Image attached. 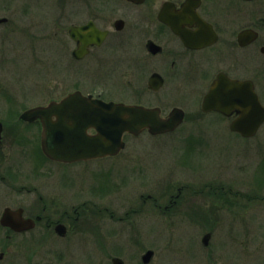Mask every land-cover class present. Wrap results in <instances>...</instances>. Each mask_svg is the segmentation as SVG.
<instances>
[{"label":"flooded vegetation","instance_id":"obj_1","mask_svg":"<svg viewBox=\"0 0 264 264\" xmlns=\"http://www.w3.org/2000/svg\"><path fill=\"white\" fill-rule=\"evenodd\" d=\"M92 1H95L98 7L93 8L92 4L88 3V7H85L88 16L69 28L83 27L91 22L100 30L107 31V36L100 44L90 43L85 49L80 50V41L72 36L69 30L73 42V47L69 51L70 62L73 65L86 66L87 63L91 67H97L109 63L108 58H111L118 67L123 47L120 35L127 26L126 19L131 17L136 25V85L140 84L141 80H145L149 90L153 92L160 91L171 82L182 87L194 86V100H182L177 105H173L169 111L160 105L141 102L137 88L135 103H127L123 99L117 100L111 95L96 92L94 88L86 91L75 87L69 92L80 91L86 98L104 102H124L147 108H159L163 118H168L174 108L184 111V119L174 131L152 133L149 128H144L136 135L125 133V148L127 135L139 136L149 133L156 136L177 131L186 121V107H192L196 100L200 101L201 114H215L217 117L227 118L229 131L244 137L230 127L239 113L235 111L228 115L218 110L206 111L203 110V101L213 82L223 74L234 80L253 81L264 104L258 88L264 87V65L259 66L258 60L254 57L256 51L254 46L261 39V29L254 23L245 22L246 19L253 18L250 4L258 0H235L243 3L242 7H225L224 9L227 8L225 11H222L221 6L227 0ZM33 3L29 2L31 5H34ZM112 3L129 9L126 8L128 11L122 12L123 15L114 17L110 24L108 6ZM26 6H29L28 3ZM28 15L26 9L20 17H28ZM0 17L7 19L0 24L10 22L9 16ZM118 19L124 21L121 29L115 26ZM248 30H256L257 36L250 39V35L246 33L240 40L242 32ZM85 34L91 35L90 29H87ZM109 43L112 45L107 46ZM260 52L264 54V45H261ZM4 112L5 117H0V264H136V249L132 245L136 243L138 208L130 205L124 209L122 206L103 202L113 193L120 191L121 180L112 177L104 182L102 176L100 180L96 178L99 175L82 174L80 171L73 175L65 169L80 163L83 167L81 171H88L90 163L108 157L116 158L125 148L116 155L72 161L54 159L46 154L42 147L44 142L42 119L26 121L20 118L21 112H14L12 109ZM13 115L18 118V125L16 119L9 121L6 118ZM51 119L52 123L58 121L55 114ZM263 128L264 122L253 136L244 138L256 137ZM86 133L97 134V129L89 126ZM48 142L50 144L52 142L50 137ZM260 166L262 169L263 160L257 163L252 173L253 184L260 188L252 189V193L255 191L256 200L264 198V169H259ZM257 174L262 175L260 182L256 179ZM174 187H177L176 193L169 189L161 195L141 194L142 208L150 203L151 209H159L164 213L171 210L187 198H182V194L187 192L186 186L176 184L171 186ZM212 188L213 190L208 194L214 196V208L218 213L221 206L228 203L233 190L232 183L214 181ZM192 192L200 191L192 190ZM94 198L97 201H94ZM229 202L231 204L229 203L228 210L230 213L232 210L234 214L237 208L242 212L244 208L250 207V204L244 200L236 199ZM8 208L13 210L11 221L3 222V215ZM187 214L191 224H202L201 221L193 220L201 219L198 208H190ZM244 218L246 221V217ZM208 233L211 234L210 244L212 232ZM75 244L83 246V252L73 246ZM142 256L141 262L146 264L142 261ZM118 260L121 261L117 262ZM152 260L147 264H151Z\"/></svg>","mask_w":264,"mask_h":264},{"label":"rangeland","instance_id":"obj_2","mask_svg":"<svg viewBox=\"0 0 264 264\" xmlns=\"http://www.w3.org/2000/svg\"><path fill=\"white\" fill-rule=\"evenodd\" d=\"M88 3L98 7L92 0H0V16L10 17L9 23L0 24V117H5L4 111L10 109L22 112L60 99L75 87L86 91L94 88L127 103L136 102L137 88L141 102L160 105L166 111L182 100H194L192 85L182 87L171 82L158 92L150 91L145 80L136 85V25L131 17L126 19L127 26L120 35L123 47L118 67L111 58L109 63L94 68L87 63L73 65L69 27L88 16L85 11ZM242 5L227 0L221 9ZM126 8L129 9L110 4V24L114 17L127 12ZM26 9L28 17L21 18ZM250 10L253 18L245 22L261 29L254 57L263 66L260 47L264 45V0L252 2ZM258 88L264 99V87ZM199 103L196 100L192 107L185 106L186 121L173 133L127 135V146L118 157L94 161L88 171L82 172L80 163L65 169L73 175L79 171L99 175L96 178H103L104 182L112 177L121 180L120 191L103 202L124 209L130 205L138 208L136 243L132 245L136 249V264H142L141 256L148 249L154 251L151 264H264V198L256 200L255 191L252 193V189L259 188L253 184L252 173L260 160L263 167L259 169H264V128L256 137L246 139L229 131L227 118L201 114ZM11 116L6 118L16 119L18 125V118ZM261 176L257 174L258 182ZM214 181L232 183L233 189L228 203L218 213L214 196L208 194ZM175 184L187 187V192L182 194V198H187L180 204L166 213L151 209L150 203L142 208L141 194L161 195L169 189L176 193L177 187L171 188ZM236 199L244 200L250 207L230 213L229 201ZM190 208H198L201 219H192L202 224L189 222ZM208 232H212V238L205 246L202 238ZM73 246L81 252L84 250L81 245Z\"/></svg>","mask_w":264,"mask_h":264},{"label":"water","instance_id":"obj_3","mask_svg":"<svg viewBox=\"0 0 264 264\" xmlns=\"http://www.w3.org/2000/svg\"><path fill=\"white\" fill-rule=\"evenodd\" d=\"M5 21L6 18H0V23ZM123 24V20H117L115 26L121 29ZM87 29H90L91 35L85 34ZM70 31L80 41V50L90 43L100 44L107 36V31L98 29L91 22L83 27H72ZM246 33L250 39L257 36L252 30L242 33L240 40ZM203 110H218L228 115L236 111L239 116L231 123V128L246 137L254 135L264 122V106L253 82L230 79L223 74L216 78L207 92ZM53 114L58 118L55 123L51 122ZM22 117L28 120L39 117L43 120V149L46 154L54 159L72 161L117 154L125 146L123 136L126 132L138 134L144 128H149L152 133L173 131L182 123L184 111L174 108L168 118H163L159 108L104 102L86 98L76 91L59 102L53 101L47 106L27 110ZM89 126H94L97 134L88 135L86 129ZM12 211L10 208L6 210L3 222L11 221ZM210 236V233L204 236L205 245ZM153 255V250H147L142 256L143 262L149 263Z\"/></svg>","mask_w":264,"mask_h":264}]
</instances>
